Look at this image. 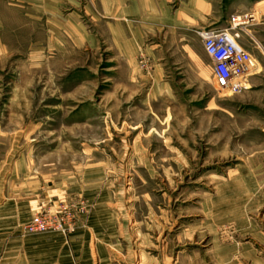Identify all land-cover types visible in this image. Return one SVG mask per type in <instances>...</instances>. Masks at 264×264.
I'll list each match as a JSON object with an SVG mask.
<instances>
[{"label":"rangeland","instance_id":"obj_1","mask_svg":"<svg viewBox=\"0 0 264 264\" xmlns=\"http://www.w3.org/2000/svg\"><path fill=\"white\" fill-rule=\"evenodd\" d=\"M93 1L58 11L94 36ZM215 5L226 26L255 17L240 42L257 68L236 95L218 93L211 66L197 61L196 30L183 43L151 37L152 53L133 67L88 42L65 57L51 47L30 58L37 47L24 45L0 59V168L7 163L9 176L12 163L31 162L49 181L29 221L63 207L72 217L65 233L34 235L69 240L97 211L115 227L112 264H264V0ZM244 92L240 106L228 105ZM94 174L97 201L71 189Z\"/></svg>","mask_w":264,"mask_h":264},{"label":"crops","instance_id":"obj_2","mask_svg":"<svg viewBox=\"0 0 264 264\" xmlns=\"http://www.w3.org/2000/svg\"><path fill=\"white\" fill-rule=\"evenodd\" d=\"M77 1L0 0V59L5 60L24 45L37 47L29 51L30 58L52 50L51 47L65 57L72 47L79 48L88 42L96 49L105 46L117 59L133 67L140 53H152L146 42L153 36L170 33L175 41L183 43L184 34L190 30L226 26L215 14V0H94L96 18L92 36L78 15L59 14V7L65 4L79 8ZM61 33L68 40L63 44L57 40ZM201 54L205 59L197 61L209 69L211 59L204 50ZM245 94L226 101L229 106L238 107L246 99ZM215 102L208 100V106H215ZM6 164L0 168V264H112L110 250L118 248L112 237L115 227L102 225L101 213L97 211L86 228L78 229L69 240L50 233L23 235L22 226L37 210V195L44 192L45 186L49 188V181L45 184L32 172L31 162L12 163L9 176ZM97 180L94 174L84 179L90 182L88 187L77 185L71 189L97 201L103 194L102 183L98 186ZM54 188L53 184V192Z\"/></svg>","mask_w":264,"mask_h":264},{"label":"built area","instance_id":"obj_3","mask_svg":"<svg viewBox=\"0 0 264 264\" xmlns=\"http://www.w3.org/2000/svg\"><path fill=\"white\" fill-rule=\"evenodd\" d=\"M255 21L252 13L232 16L223 28L204 27L196 29L206 55L211 59V73L215 90L223 95H236L246 89L247 78L257 68V60L240 42L241 31ZM72 218L69 210L52 214L44 211L33 217L24 227L28 235L45 232L65 233L67 220Z\"/></svg>","mask_w":264,"mask_h":264}]
</instances>
